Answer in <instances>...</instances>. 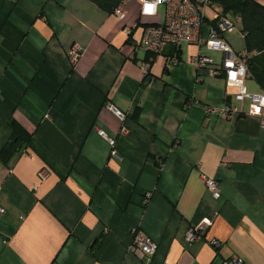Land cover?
Masks as SVG:
<instances>
[{"label":"crops","instance_id":"0c3cea01","mask_svg":"<svg viewBox=\"0 0 264 264\" xmlns=\"http://www.w3.org/2000/svg\"><path fill=\"white\" fill-rule=\"evenodd\" d=\"M118 6L122 19L92 0H0V151L11 119L31 134L0 160V264H264V117L206 115V104L250 101L197 69L196 43L143 50L161 14ZM226 37L245 51L241 28ZM245 85L264 93L253 77ZM133 229L157 244L151 263L129 249ZM189 229L202 238L187 242Z\"/></svg>","mask_w":264,"mask_h":264},{"label":"built area","instance_id":"2783aa9c","mask_svg":"<svg viewBox=\"0 0 264 264\" xmlns=\"http://www.w3.org/2000/svg\"><path fill=\"white\" fill-rule=\"evenodd\" d=\"M139 1L141 3L142 15L153 16L161 14L162 16L161 21L146 25L143 37L139 43V46L143 50L154 54H161L169 44L181 48L185 44L196 43L200 47L198 54L193 58L197 69L199 71L208 70L214 76H223L228 86L239 88L236 97L240 102L246 99L250 101L247 111H244L241 106L233 103L206 104L204 105L206 115L222 116L225 118H236L242 115L264 117V93L250 92L245 85L246 79L252 77L245 62V51H235L226 37L227 34L241 28V17L239 15L222 12L216 6L215 0ZM208 8L211 9L212 16L207 15ZM114 14L121 19L124 17L121 6L114 9ZM205 23L209 25V31L206 36L203 35ZM126 32H130V30L126 29ZM203 48L221 52V60L219 62L216 61L213 57L206 54ZM81 49L78 44H73L70 48L69 56L73 63L80 56ZM143 68L147 74L148 65H143ZM108 106L110 111L123 123V130H125L126 112L113 103H110ZM98 131L100 135L108 140L112 147L115 146V138L108 136L103 130ZM112 153L116 155L115 150ZM40 175L44 178L46 172H42ZM205 182L208 190L214 197L218 198L221 196L222 190L218 180L206 178ZM0 211H3L1 207ZM211 222V219L205 218L199 229L204 232ZM132 234L133 238L129 249L131 251L140 250L147 257V263H151L157 251V244L150 237L135 232V229L132 230ZM201 238V234L197 233L195 229H189L186 235L187 242H193ZM211 243L215 248L221 245V242L217 239L212 240ZM221 264H244V259L240 256H234L223 259Z\"/></svg>","mask_w":264,"mask_h":264},{"label":"trees","instance_id":"16d2710c","mask_svg":"<svg viewBox=\"0 0 264 264\" xmlns=\"http://www.w3.org/2000/svg\"><path fill=\"white\" fill-rule=\"evenodd\" d=\"M108 11H113L122 0H92ZM224 13L241 17V31L245 40V62L251 76L264 83V4L257 0H215ZM12 133L0 151V160L6 162L13 153L30 143L31 134L13 119L9 121Z\"/></svg>","mask_w":264,"mask_h":264},{"label":"rangeland","instance_id":"374dc122","mask_svg":"<svg viewBox=\"0 0 264 264\" xmlns=\"http://www.w3.org/2000/svg\"><path fill=\"white\" fill-rule=\"evenodd\" d=\"M216 6H217V5H216ZM217 7H218V6H217ZM207 15H208V16H212V11H211L210 8L207 9Z\"/></svg>","mask_w":264,"mask_h":264}]
</instances>
